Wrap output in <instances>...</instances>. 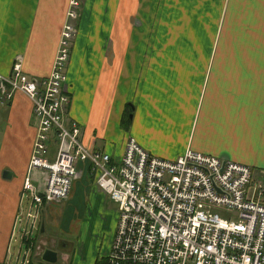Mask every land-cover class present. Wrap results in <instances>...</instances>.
<instances>
[{
    "label": "crops",
    "instance_id": "1",
    "mask_svg": "<svg viewBox=\"0 0 264 264\" xmlns=\"http://www.w3.org/2000/svg\"><path fill=\"white\" fill-rule=\"evenodd\" d=\"M78 1L65 68L67 116L86 146L117 157L131 136L157 157L174 159L189 148L264 177V0ZM68 2L0 0L1 75L17 57L23 73H49ZM34 133L29 99L18 92L0 99V264L8 263L24 177L39 189L44 183L43 171H28ZM46 158L52 159V148ZM76 167L61 227L80 215V235L88 240L92 231L84 219L90 216L95 235L104 236L88 240L81 255L70 245L59 261L93 264L108 249L116 208H105L110 199L93 185L86 165ZM54 206H41L35 239L20 237L30 253L21 264L40 260L34 245L53 247L47 216Z\"/></svg>",
    "mask_w": 264,
    "mask_h": 264
},
{
    "label": "built area",
    "instance_id": "2",
    "mask_svg": "<svg viewBox=\"0 0 264 264\" xmlns=\"http://www.w3.org/2000/svg\"><path fill=\"white\" fill-rule=\"evenodd\" d=\"M78 4L68 2L47 75L23 73L18 57L7 75L0 74L2 101L18 92L31 103L28 171L45 174L40 189L29 176L22 181L21 195L35 207L26 217L34 220L40 206L66 200L80 162L116 203L108 264H264V190L251 167L189 148L164 159L131 136L117 157L82 142L80 127L67 116L65 79Z\"/></svg>",
    "mask_w": 264,
    "mask_h": 264
},
{
    "label": "rangeland",
    "instance_id": "3",
    "mask_svg": "<svg viewBox=\"0 0 264 264\" xmlns=\"http://www.w3.org/2000/svg\"><path fill=\"white\" fill-rule=\"evenodd\" d=\"M72 1H76L79 3L78 0H72ZM79 5V4H78ZM254 178L256 180H258L260 182V184L263 187L264 190V177L263 175L259 174V172H257L255 169L251 168ZM263 199H264V192H263ZM67 199V198H66ZM66 201V200H65ZM64 201L58 202V203H52V205H55L54 207H52L50 210V214H48L47 218H48V230H50V227L53 228V230L51 229L52 232H50L51 236H53L54 238V244L52 245L53 249H55V251L57 252V260L54 264H61L59 261V257L60 254H62L63 252H67L69 253L70 251V245L72 248V252L71 253H77L78 255H81L80 250L82 249V246L85 245L88 246L87 241L89 240L91 242V240H93L94 238H98V236L95 235V231L96 229H93V220L90 216H88V218H86V220L84 219V224L85 226L90 228V234L87 236L88 240L86 239V235L81 236V231H82V227H83V221L80 217V215L77 217L73 214V216L70 219V221L68 222L69 224L66 226V228L61 227L62 226V220L59 219V215H60V211L63 208H66V204L63 203ZM63 203V204H62ZM63 205V206H61ZM72 206L73 212L76 210L75 207ZM105 208H109V209H115L116 208V203H114L112 200H108L106 199L105 202ZM40 208L41 206L38 208V214L36 215L35 219L33 220L31 217H26V214L29 213L30 215H33L35 212V207L34 204L29 201V199L26 196H23V198L21 199V205H20V211H19V219L15 222V228L13 230V234L11 237V241H10V245L8 247V260H7V264H21L23 257H24V253H25V247L23 242H21L20 237H24V239H35L36 236L38 235V225L40 224ZM220 215H225L226 213L224 212H220ZM66 220V219H65ZM34 221V222H33ZM82 221V222H81ZM33 223L32 227L31 224ZM76 228V229H75ZM76 230V233L74 232ZM104 236L102 233L100 234L99 237ZM52 238V237H51ZM63 243V244H62ZM37 246V247H36ZM50 248L47 247V245H34L33 247V253L35 255V257H39V254L42 250V248ZM50 248V249H52ZM104 249V247H101L100 251H94L93 253V257L95 258V256L103 253L104 251L102 250ZM98 250V249H97ZM29 250L27 252V254L25 253V259L27 260L29 258ZM86 258L88 257L87 254L85 255ZM38 259L35 258V260L31 259L32 263L30 264H36L37 262H39L40 264H46L43 262L37 261ZM28 261V260H27ZM6 264V263H5ZM84 264H87L86 262Z\"/></svg>",
    "mask_w": 264,
    "mask_h": 264
},
{
    "label": "water",
    "instance_id": "4",
    "mask_svg": "<svg viewBox=\"0 0 264 264\" xmlns=\"http://www.w3.org/2000/svg\"><path fill=\"white\" fill-rule=\"evenodd\" d=\"M2 176L8 177L9 176V171L3 170L2 171ZM42 230V224L39 226V231ZM39 259L47 264H54L57 260V252L53 249L50 248H42L40 254H39Z\"/></svg>",
    "mask_w": 264,
    "mask_h": 264
},
{
    "label": "trees",
    "instance_id": "5",
    "mask_svg": "<svg viewBox=\"0 0 264 264\" xmlns=\"http://www.w3.org/2000/svg\"><path fill=\"white\" fill-rule=\"evenodd\" d=\"M93 264H108L104 256L95 258Z\"/></svg>",
    "mask_w": 264,
    "mask_h": 264
}]
</instances>
